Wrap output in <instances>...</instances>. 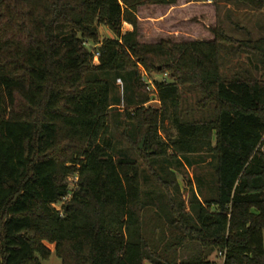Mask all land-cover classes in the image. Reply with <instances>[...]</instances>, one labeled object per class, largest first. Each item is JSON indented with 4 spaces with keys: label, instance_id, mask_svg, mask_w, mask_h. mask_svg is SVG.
I'll return each mask as SVG.
<instances>
[{
    "label": "trees",
    "instance_id": "16d2710c",
    "mask_svg": "<svg viewBox=\"0 0 264 264\" xmlns=\"http://www.w3.org/2000/svg\"><path fill=\"white\" fill-rule=\"evenodd\" d=\"M176 2L0 0V264H41L52 254L46 243L62 264H184L176 251L187 243L220 253L223 264H264V38L241 28L246 39L233 42L216 28L211 41L142 43L138 8ZM237 2L264 11V0ZM100 26L116 39L100 43ZM224 54L246 56L262 78L247 66L223 74ZM140 66L170 75L153 81L161 114L143 108ZM111 75L126 89L134 83L128 117L152 159L214 160L217 196L196 193L189 212L169 196L176 176L166 181L147 166L166 199L154 207L158 220L178 224L171 242L157 245L143 227L139 165L113 156L109 123L120 101ZM183 88L200 95L195 109L182 108ZM169 108L176 135L163 146L156 137ZM71 176L77 189L57 211Z\"/></svg>",
    "mask_w": 264,
    "mask_h": 264
},
{
    "label": "rangeland",
    "instance_id": "374dc122",
    "mask_svg": "<svg viewBox=\"0 0 264 264\" xmlns=\"http://www.w3.org/2000/svg\"><path fill=\"white\" fill-rule=\"evenodd\" d=\"M139 25L140 41L145 44H157L163 40H171L175 43L192 41H211L214 39V29H222L226 36L233 42L246 39V34L240 29L245 28L254 39L264 38V11L256 12L237 2V0H216L203 2L202 0H177L174 5H145L138 8L136 13ZM124 32L132 31V26L125 23ZM100 43L107 40H115L116 36L105 26L99 28ZM85 46L92 51L95 45L87 42ZM232 48V47H230ZM223 74L231 76L243 66L251 68L258 78H262L259 65L249 60L246 56L229 57L223 55ZM143 87L140 94L148 98V103L143 106L146 111H157L161 114L162 108L158 93L153 81H170L168 73H148L143 67H139ZM113 84L112 97L120 101L119 106L111 111L110 140L113 144V156L116 160H126L137 163L141 169L142 200L147 205L143 212L142 223L151 241L157 245L166 241L171 242L177 234L178 224L172 227L163 219L158 220L157 209L165 203V195L157 185L150 171L146 168L152 165L164 180L171 181L173 174L176 176L178 187H172L169 196L177 204L185 206L189 212V203L197 193L201 200L212 199L217 196V180L214 172V160L211 155L203 153L192 155L187 162L184 157L151 158L154 151H149L143 139L138 140L133 123L129 115H134L135 107H130L129 100L135 95L134 83H130V90L124 81L111 75L108 78ZM127 90V92H126ZM183 109L190 111L196 108L200 95L193 89L181 90ZM6 101V100H5ZM4 101V103H5ZM115 110V111H114ZM195 117H199L196 113ZM176 130L173 124L172 108L168 109L164 124L156 137L160 145H169V137H175ZM148 152H151L148 154ZM171 155L172 152L169 151ZM75 178V176H71ZM216 189V192H215ZM66 202H59L53 208L61 211ZM149 239V240H150ZM166 240V241H165ZM52 251L50 258L42 260L41 264H62L54 252V246L46 243ZM179 262L184 264L194 261H208L214 264H223L220 253L204 249L195 243H187L177 249ZM144 264H150L148 262Z\"/></svg>",
    "mask_w": 264,
    "mask_h": 264
},
{
    "label": "built area",
    "instance_id": "2783aa9c",
    "mask_svg": "<svg viewBox=\"0 0 264 264\" xmlns=\"http://www.w3.org/2000/svg\"><path fill=\"white\" fill-rule=\"evenodd\" d=\"M94 55H95V57H99V53L98 52H95ZM68 184H69L70 193L65 199L62 200L63 202L69 201V199L71 198L72 193L77 189L78 177L77 176H75V178L69 177L68 178Z\"/></svg>",
    "mask_w": 264,
    "mask_h": 264
}]
</instances>
